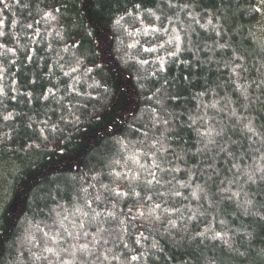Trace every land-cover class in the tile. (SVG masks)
<instances>
[{"label":"trees","instance_id":"1","mask_svg":"<svg viewBox=\"0 0 264 264\" xmlns=\"http://www.w3.org/2000/svg\"><path fill=\"white\" fill-rule=\"evenodd\" d=\"M0 264H264V0H0Z\"/></svg>","mask_w":264,"mask_h":264},{"label":"snow or ice","instance_id":"2","mask_svg":"<svg viewBox=\"0 0 264 264\" xmlns=\"http://www.w3.org/2000/svg\"><path fill=\"white\" fill-rule=\"evenodd\" d=\"M161 123H163V124L166 125V124H168V121H167V120H162ZM144 135L147 136L148 133L145 132ZM204 135H207V133H204ZM210 142H211V141H210ZM152 147H155V144H153ZM165 151H166V149H165ZM145 155L149 156V158H150V160H151V163H152V165L154 166L153 168H150V169L148 170V175L151 176V177L153 178V180H155V179H156V174H157V173H156V170L165 171L166 169H162V168H161V165H160V163L157 162V160H156V156H155V155H153V154H151V153H148V154H145ZM130 159H132V157H130ZM140 167H141V169H144V168H145V165L142 164V165H140ZM136 178L138 179L139 176L137 175ZM156 182H159V181L157 180ZM148 183H151V181H148ZM113 191L116 193V195H124V196H127V195H128L127 192H123V193H121V192H119L118 190H115V189H114ZM133 192H135V189H133ZM136 195L138 196L139 194L136 193ZM97 199H99V197H97ZM148 199H151V197H148ZM88 206L91 207L90 202H88ZM156 207L159 208L160 205L157 204ZM129 211H131V209H129ZM143 214H144L143 211H139V215L142 216ZM133 219H135V217H133ZM61 226H63L62 222H61ZM81 227H82V225H81ZM44 235L47 236L48 234H47V233H44ZM68 235H69V236H72V233L69 232ZM48 250L51 251V249H48ZM133 259H135V257H133Z\"/></svg>","mask_w":264,"mask_h":264}]
</instances>
